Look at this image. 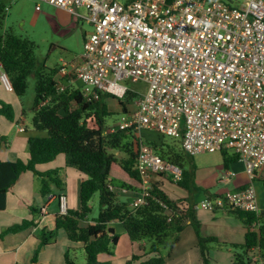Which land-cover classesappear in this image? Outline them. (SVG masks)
I'll return each mask as SVG.
<instances>
[{"label": "built area", "instance_id": "2783aa9c", "mask_svg": "<svg viewBox=\"0 0 264 264\" xmlns=\"http://www.w3.org/2000/svg\"><path fill=\"white\" fill-rule=\"evenodd\" d=\"M36 1L93 26L71 72L85 97L109 94L125 101L128 92L136 94V108L123 111L121 121L105 131L132 130L139 139L142 188L133 192L131 209L148 204L164 176L175 183L183 178L180 166L143 141L144 129L181 141L190 156L235 152L251 179L264 171V0ZM132 78L147 83L144 95L126 85ZM110 188L119 195L131 192ZM59 198L66 214L67 195ZM195 208L262 212L253 183ZM253 260L264 264L261 253Z\"/></svg>", "mask_w": 264, "mask_h": 264}, {"label": "trees", "instance_id": "16d2710c", "mask_svg": "<svg viewBox=\"0 0 264 264\" xmlns=\"http://www.w3.org/2000/svg\"><path fill=\"white\" fill-rule=\"evenodd\" d=\"M6 10L5 4L0 2L2 70L16 96L25 95L31 77L35 80L36 94L32 107L33 134L27 141L29 158L26 161L0 160V213L7 210L8 193L25 172H32L40 179L43 196L50 195L52 187L64 191L58 169L41 172L37 168L38 165L54 162L60 155L65 156L68 168L86 177L80 185V209H68L66 214H58L55 230H41L38 247L29 264H43L38 260L39 254L44 247L56 242L60 229L66 231L72 244H81L86 256L85 264H113L112 261L100 260L101 254L114 255L119 244V235L110 226L113 222L122 223L132 242L152 241L149 252H145L146 247L141 245L143 254L133 255L127 264H166L163 251L171 252L190 225L195 229L203 263L209 264L211 246L219 244V241L216 237L202 235L201 222L196 216L194 198L202 188L196 183L198 167L193 161L194 156L188 155L183 148L164 143L159 136V140L151 145L166 161L183 169V178L176 184L188 196L172 199L164 189L165 184L158 181L148 204L131 209L129 202L122 201L119 193L110 187L125 188L131 192L142 188V178L137 169V135L132 130L105 133L107 119L112 115L106 103L110 95L99 94L97 98L89 99L81 88L72 85L60 90L57 80L59 68L48 67L46 61L39 60L36 43L16 35L12 30L1 31ZM135 96V93L128 92L125 101L120 99L122 111L129 110L128 105ZM0 116L11 122L15 119L13 107L1 99ZM90 122L95 125L91 126ZM0 137L6 140L4 136ZM221 155L226 168L240 162L235 152L224 150ZM95 194L99 195V215L90 221L91 201ZM31 210L34 217L38 215L33 208ZM228 213L247 228L245 242L232 245L243 251L236 255L235 264H250V254L256 251L264 253V210L260 214L239 209ZM33 226H37L35 219L23 220L0 232V238ZM76 253V247L69 248L62 264H78Z\"/></svg>", "mask_w": 264, "mask_h": 264}, {"label": "rangeland", "instance_id": "374dc122", "mask_svg": "<svg viewBox=\"0 0 264 264\" xmlns=\"http://www.w3.org/2000/svg\"><path fill=\"white\" fill-rule=\"evenodd\" d=\"M120 1L125 2L126 0ZM234 1L243 2L244 0ZM0 2L4 3L7 8L6 16L2 22L3 26L1 31L7 32L12 30L16 35L34 41L37 46L36 56L39 58V60L46 61L48 67L59 68V73L57 75L59 87L64 88L72 85L76 88H79L81 84L76 79L75 73L71 74V72L74 70L73 66H76L77 62L80 60V55L84 52L85 41L88 35L93 32V26L87 23L86 20L77 18L65 10L56 8L49 4L39 3L36 0H0ZM78 12L82 15H86V10L84 8L78 9ZM63 69H66L68 72H70V74L63 75ZM126 85L130 89L136 90L139 93V97L144 95L148 88L147 83L136 80L135 78L127 80ZM35 94V80L31 77L29 79L28 89L23 97L12 95L11 99L7 98L5 100L0 98L4 102L9 103L15 112V119L13 122L5 121L8 131L7 133H4L6 139L5 141H3L0 137V160L15 161L17 159H22L26 161L29 158L27 141L28 138L33 134L32 120L34 112L32 107L35 100ZM119 101L120 99L118 97H112V95H110L106 100L109 111L112 113V115L107 119V130L118 124L124 116ZM128 106L130 109L136 108L133 102H131ZM24 109L26 114L23 115ZM21 115H23L24 118L23 116L21 118ZM90 125L93 126L95 124L94 122H90ZM21 127H24L27 131L21 130ZM0 129L4 130L2 127ZM141 136L143 141L150 145L152 142L159 140L160 136L161 141H164V143L175 145L182 149L181 142L179 140L166 137L155 130L144 129L141 132ZM64 159L65 156L60 155L56 161H54V163L43 165L41 168L45 167L47 168L46 170H51V168L56 169L58 165L60 167H65L66 164L64 163ZM193 161H195V164L198 167L196 183L202 188V191L196 195L197 199L199 200L198 203L208 199L204 198L206 195H208L207 192H224L225 186L227 187L231 184L230 182H227V172L223 168V158L221 152L198 154L194 156ZM242 166L243 164L239 162V164L235 167L240 169ZM187 167H189V165ZM69 171H73L74 174L80 175L77 170L71 169ZM26 174L29 175V177H33L32 172H26ZM62 176L65 178L64 175ZM72 178L73 177L71 176L69 181L71 187L73 185ZM85 178L86 177H84V179ZM253 178L254 184H256V186L261 188V190L264 192V179L262 177H260V179H256L255 177ZM34 179L35 186L36 183H38V187L39 185L41 187L40 179L36 176H34ZM160 181H162L161 183L165 184L164 188L172 199L181 197L185 193L177 186L169 174L164 176L163 180L160 179ZM246 182H251V179L249 178V180ZM22 185L25 187L27 192H30L31 182L29 178H25L22 182ZM119 197L122 201L130 198L133 200L134 193H121ZM28 198H30L33 203V198L31 195H28ZM70 199L71 204L72 201L75 200L76 207L74 208L76 210L80 209L81 202L77 189L75 192L71 190ZM35 206H39V204L35 202ZM91 206L92 213L89 217L90 221L96 219L99 215L98 194H95L92 198ZM201 210L204 209H197L196 211ZM55 229L56 228L52 230ZM122 231H124V234H122ZM116 232L119 235L120 253L118 257H120L121 252H125L129 249V243H126L123 238L124 235H127L125 234L126 232L123 227L120 226V228H117ZM142 244L144 247H146L147 251L145 250V252H149L152 241L146 239L142 242ZM136 247L139 250L141 246L137 244ZM210 250L211 255L215 260L212 261L211 264H235L236 255L243 253L241 249L234 248V246L226 247L225 245H218L216 243L212 244ZM169 254L170 252H168V250L163 251L164 256ZM76 260L78 264H85L86 256L84 250H77Z\"/></svg>", "mask_w": 264, "mask_h": 264}, {"label": "crops", "instance_id": "0c3cea01", "mask_svg": "<svg viewBox=\"0 0 264 264\" xmlns=\"http://www.w3.org/2000/svg\"><path fill=\"white\" fill-rule=\"evenodd\" d=\"M3 73L4 72L0 64V98L5 100L7 98L11 99L12 95L15 94L11 89L10 82L8 81V85L3 80ZM22 116L23 115H21V118ZM5 121L8 120L0 116V128L2 127L4 129H0V135L4 137V133H7L8 131ZM24 131L27 130L24 128ZM238 164L239 162L231 164L228 168H226L223 164L224 170L227 173H230V178L229 180H227V182H230L231 184L227 187L225 186L224 192H207L208 195H206L204 198L214 196H227L230 193L239 191L240 189L245 188L249 184L253 183L257 192L258 205L261 210H264V192L261 190V188L257 187L256 184H254V178L253 180L250 178L245 170L244 165L240 169H237L235 167ZM43 165L47 164H41L37 167L41 172H48L56 169L59 170V175L63 180L65 190L60 192L55 187H52L50 195L43 196L41 194L40 185L38 187V183H36L35 186V175L33 174V177H29L26 172L22 174L18 182L8 193L7 210L3 213H0V232L6 230L9 227L20 224L23 220L35 219L37 226H33L19 232L10 233L4 238H0V264H29L34 256L35 249L38 247L41 230L47 229L48 231H52V229L56 228V216L60 214V194L67 195L69 209H75L74 207H76L75 200L72 201L71 204V190L75 192L77 189L80 198V185L84 180L85 175H83L79 171L77 172H79L80 175L74 174L73 171H69L72 168H68L66 165L65 167H60L58 165L56 169L51 168V170H46L47 168L45 167L41 168ZM62 175H64L65 178H63ZM71 176L73 177L72 187L69 182ZM260 177L264 179V171L258 172L255 175L256 179H260ZM25 178H29L31 182L30 192H27L25 187L22 185V182ZM249 178L251 179V182H246L249 180ZM158 181H160V179ZM28 195H31V197L33 198V203L31 199L28 198ZM187 196L188 194L185 192L181 197ZM194 200L197 205L199 200L196 196ZM123 201L129 202V205L131 207V202L133 200L132 198H130ZM35 202H37L39 206H35ZM31 207L38 213V215H36L35 217L33 211L31 210ZM229 211L230 210L216 212H210L208 210L196 211V216L201 222L202 235L204 237H216L219 241L218 245H225L226 247H230L234 244H243L245 242L247 228L239 219L228 213ZM110 226L113 227L116 231L117 228H120V226L123 227L122 223L119 222H113ZM122 234H124V231H122ZM123 238L126 243H129L128 250H126L125 252H121V256L118 257L120 253V245L118 244L116 246L114 255L101 254L100 260L112 261L113 264H127V262L133 255L143 254V251L140 250L141 247L139 250L136 247L137 244H139V246L143 245L142 243L130 241L131 239L128 234L124 235ZM71 247H76L77 250H79L81 249V244H72L67 236L66 231L59 230L56 242L47 247H44L39 254L38 260L43 264H62L64 262L65 253ZM255 253L250 254V264H260L258 261L253 260V257H256V255L261 252L256 251ZM165 256L166 264H204L198 244V238L193 226L190 225L184 230V232L180 236V240L171 250L170 254ZM261 256L264 257V253H261ZM209 257V263L211 264L212 261H215L213 256L211 255V250L209 251Z\"/></svg>", "mask_w": 264, "mask_h": 264}, {"label": "clouds", "instance_id": "9594fccd", "mask_svg": "<svg viewBox=\"0 0 264 264\" xmlns=\"http://www.w3.org/2000/svg\"><path fill=\"white\" fill-rule=\"evenodd\" d=\"M60 197V196H59ZM69 209V208H68ZM62 214V213H61Z\"/></svg>", "mask_w": 264, "mask_h": 264}]
</instances>
